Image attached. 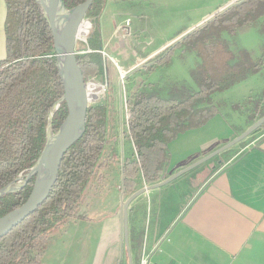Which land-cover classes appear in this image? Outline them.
I'll return each instance as SVG.
<instances>
[{
	"label": "trees",
	"instance_id": "trees-1",
	"mask_svg": "<svg viewBox=\"0 0 264 264\" xmlns=\"http://www.w3.org/2000/svg\"><path fill=\"white\" fill-rule=\"evenodd\" d=\"M5 1L7 56L0 61V190L35 166L46 144L50 111L64 95L53 34L35 0ZM63 2L72 10L86 0ZM106 3L94 1L86 16L93 26L87 45L78 44L77 61L86 84L104 81L100 17ZM263 19L264 0H243L157 57L156 65L167 67L178 49L195 54L200 60L191 72L195 89L174 85L169 97L144 89L127 99V138L134 144V153L123 163L125 194L137 192L140 181L155 185L164 179L170 163L169 145L218 115L213 96L262 71L264 45L261 56L255 58L247 50H232L224 35L235 37L259 26L264 35V23L260 25ZM87 49L92 52L81 53ZM255 108L257 115L250 117L252 123L264 117V110L259 105ZM67 115L64 103L54 117L55 133ZM107 128L106 106H89L85 134L66 153L47 200L0 239V264H42L55 230L71 220L92 221L79 211L91 180L106 166L101 159L108 143ZM263 129L264 125L257 132ZM34 184L35 178L22 191L0 198V219L27 202ZM130 246L133 253L132 240Z\"/></svg>",
	"mask_w": 264,
	"mask_h": 264
},
{
	"label": "rangeland",
	"instance_id": "rangeland-1",
	"mask_svg": "<svg viewBox=\"0 0 264 264\" xmlns=\"http://www.w3.org/2000/svg\"><path fill=\"white\" fill-rule=\"evenodd\" d=\"M242 1L120 0V5L128 16L146 15L147 19L140 21L136 18V22L146 25L148 31L149 25H153V32H159L160 37L156 39L153 33L147 39L141 38L140 42L135 44L141 59L133 60L134 68L129 71L119 69L117 62H112L108 57L105 60L104 81L92 82L96 88L91 93L96 95L95 99H98L94 103L90 102V106L105 105L108 111V143L101 159L106 166L99 169L91 180L79 211V215H85L92 221L71 220L55 230L51 235L42 264H129L123 214L130 195L125 194L122 189V170L124 161L134 153L131 148V144L133 147L134 144L127 138L129 130L127 99L144 89L155 90L162 97H169L174 85L183 84L194 90L191 72L200 64L195 54L178 49L174 53L172 64L167 67L157 66L155 63L157 57L163 55L167 49L181 44L188 33L196 32ZM209 8L213 11L209 12ZM205 9L207 11H204ZM86 21L89 20L86 18ZM263 23L264 19L260 25ZM224 38L231 42L232 50H247L253 53L255 58L261 56L264 35L260 33V26L235 37L224 35ZM78 44L87 45V42L78 41L77 52L79 53ZM146 47L151 50L147 54H142V49ZM124 72L126 75L123 79ZM213 100L218 108V115L206 126L184 133L173 142L171 147L181 152L184 157L190 154L197 156L203 153L206 146H209L208 150L200 155L198 159L200 160L233 141L254 124L250 117L257 115L255 105H259L264 110V68L260 73L249 77L230 90L215 94ZM263 135L264 129L254 133L242 143L208 162L207 167L211 165L219 169L223 165L236 163L253 150ZM176 162L178 163V161L170 160L164 179L160 182L166 181L182 170L181 168L175 171ZM145 186L147 185L140 181L139 190ZM142 205L138 204L136 207L140 209ZM138 209L135 211L139 213L135 218L138 221H134L132 230L137 240L142 238L143 249L142 247L139 249L142 254L145 250V235L148 227L146 215L141 214ZM116 217L119 218L117 227ZM116 228V236L113 239ZM129 229L131 230L130 226ZM136 242L139 243V241ZM132 257L134 260L133 253Z\"/></svg>",
	"mask_w": 264,
	"mask_h": 264
},
{
	"label": "crops",
	"instance_id": "crops-1",
	"mask_svg": "<svg viewBox=\"0 0 264 264\" xmlns=\"http://www.w3.org/2000/svg\"><path fill=\"white\" fill-rule=\"evenodd\" d=\"M136 18L147 19L146 15L128 16L120 0H107L100 17L101 51L122 70L134 68L133 60L141 59L135 44L154 33L153 25H149L148 31ZM6 19L7 4L0 0V61L7 56ZM154 35L156 39L160 37L159 32ZM150 50L146 47L141 52L147 54ZM173 142L169 153L171 161H178L174 164L175 171L194 164L209 147L197 156L184 157L171 147ZM131 148L134 151L132 144ZM207 163L161 189L142 195L130 205L134 264H140L144 252L153 264H264V135L236 163L219 169L207 167ZM138 204H143L140 209L136 207ZM136 209L147 217L142 254L139 252L143 249L142 238L137 240L132 230L134 221H138ZM116 219L117 227L119 218ZM114 231L113 239L117 228Z\"/></svg>",
	"mask_w": 264,
	"mask_h": 264
},
{
	"label": "water",
	"instance_id": "water-1",
	"mask_svg": "<svg viewBox=\"0 0 264 264\" xmlns=\"http://www.w3.org/2000/svg\"><path fill=\"white\" fill-rule=\"evenodd\" d=\"M94 1L86 0L85 3L72 10H68L63 0H35L38 10L47 21L53 34L57 70L63 84L64 95L49 114L46 144L35 166L26 176L20 175L15 182L0 190V198L18 193L27 186L31 179L35 178L34 188L27 202L0 219V239L7 236L25 219L34 214L47 200L57 182L66 153L85 134L86 117L90 106L88 92L90 88L86 84L84 75L78 65L77 43L81 36L86 35L81 33L80 30L86 22L87 13ZM190 34L188 33L186 37ZM64 103L68 107V115L59 130L55 133L53 130V120ZM263 125L264 117L233 141L181 170L166 181L152 186H145L128 198L124 206L123 219L129 264H134L129 234L130 205L142 195L169 185L185 174L229 151L256 133Z\"/></svg>",
	"mask_w": 264,
	"mask_h": 264
},
{
	"label": "built area",
	"instance_id": "built-area-1",
	"mask_svg": "<svg viewBox=\"0 0 264 264\" xmlns=\"http://www.w3.org/2000/svg\"><path fill=\"white\" fill-rule=\"evenodd\" d=\"M85 23H88V24L91 25V23H90L89 21H86ZM129 24H130V21L127 22V26H129ZM91 26H92V25H91ZM89 33H90V29L88 30V32L85 33L86 35H85V36H81L79 40L82 41V42H84V43H86V42H87V37H88ZM86 52L91 53L92 51H91V50H88V51H86ZM101 54H102V56L104 57L105 60L109 57V56L106 54V52H104V51H102ZM112 61L114 62L115 60L112 59ZM120 72H121V70H120ZM125 75H126V72L122 73V78H123V79L125 78ZM88 86H89V88H91V87L96 88V85H94L92 82H90V83L88 84ZM97 94H98V93H97ZM97 99H98V98H96V99H95V98L90 99V102H91V103H94L95 101H97ZM91 103H90V104H91ZM140 264H153V263H152L150 257H148V256L145 254V252H144V253H143V256H142V258H141V260H140Z\"/></svg>",
	"mask_w": 264,
	"mask_h": 264
},
{
	"label": "bare ground",
	"instance_id": "bare-ground-1",
	"mask_svg": "<svg viewBox=\"0 0 264 264\" xmlns=\"http://www.w3.org/2000/svg\"><path fill=\"white\" fill-rule=\"evenodd\" d=\"M90 28H91V25H90V24H88V23H84L83 26L81 27L80 32L83 33V34H85L86 32H88V30H89ZM100 52H102V51H100ZM93 89H94V87H91V90L89 89V91H88V92H89V97H90V99H93V98L96 97L95 94L91 93V91H93Z\"/></svg>",
	"mask_w": 264,
	"mask_h": 264
}]
</instances>
